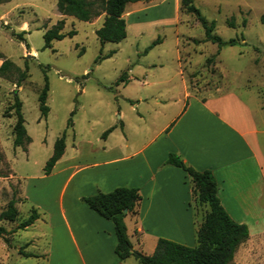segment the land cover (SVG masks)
<instances>
[{"label":"rangeland","instance_id":"1","mask_svg":"<svg viewBox=\"0 0 264 264\" xmlns=\"http://www.w3.org/2000/svg\"><path fill=\"white\" fill-rule=\"evenodd\" d=\"M87 1L93 10H100L99 0ZM158 2L161 7L150 6L141 22L129 18L125 38L101 43L95 30L102 24L103 12L83 21L58 12L56 0H0V64L8 59L26 72L19 84V72L13 68L0 75V212L12 197L18 210L15 220H0L5 229L0 235V264H55L57 243L63 250L62 264H82L63 219L65 213L71 220L72 206L86 205L82 197L76 199L75 182L81 175L88 179L102 167L115 166L103 165L115 154L107 149L122 137L139 145L157 136L181 106L183 100L177 99L184 92L183 80L191 95H206L218 88L238 94L252 109L259 141L264 143V0L193 1L208 21H214V32L222 39L244 38V44L225 45L217 54L216 44L210 41L192 43V38L204 36L194 15L179 4L175 11L173 0ZM130 9L127 4L125 10ZM61 19V31L74 29L75 33L43 47V33ZM157 37L160 42L144 51ZM110 51L111 55L97 59ZM210 56H214L213 65L206 66ZM44 75L48 80L46 117L38 107ZM14 91L31 137L24 147L12 143ZM69 117L72 125L67 126ZM63 131V158L45 174V162ZM66 165L69 169H64ZM74 165H85L84 170L65 184ZM260 195L259 205L228 206L231 218L244 220L249 228L248 238L238 245L230 264H264V189ZM32 207L38 219L26 228H16ZM191 208L194 221H201L207 205L194 197ZM91 237L97 242L94 234ZM127 261L140 264L133 256Z\"/></svg>","mask_w":264,"mask_h":264},{"label":"crops","instance_id":"2","mask_svg":"<svg viewBox=\"0 0 264 264\" xmlns=\"http://www.w3.org/2000/svg\"><path fill=\"white\" fill-rule=\"evenodd\" d=\"M173 3L176 11L179 0H173ZM128 4L130 11L123 13L126 28L129 18L141 22L150 6L161 7L158 0ZM176 21L175 16L174 25ZM183 87L182 97L177 99L178 102L183 100L181 106L163 123L157 136L139 145L128 143L122 137L118 144H111L107 149L115 154L103 165L115 166L102 167L88 179L81 175L75 182L79 188L77 200L118 186L138 188L140 199L136 212L126 213L124 221L132 247L146 254L153 252L158 238L194 246L196 231L202 221H194L191 208L194 194L189 175L182 168L165 163L170 152L178 154L196 170L212 172L220 203L230 216V205H259L264 189V143L259 141L260 130L246 101L233 91L219 88L206 95H191L184 80ZM64 153L65 149L54 166ZM84 166L74 165L65 184L83 172ZM63 214L71 232L70 242L78 250L82 264H134L127 261L129 257L120 259L115 254L116 237L110 220L98 215L87 204L78 208L72 206L71 220ZM129 222H132L131 227ZM93 234L97 242L92 241ZM52 257L53 252L50 259ZM63 258V250L57 243L54 263L62 264Z\"/></svg>","mask_w":264,"mask_h":264},{"label":"trees","instance_id":"3","mask_svg":"<svg viewBox=\"0 0 264 264\" xmlns=\"http://www.w3.org/2000/svg\"><path fill=\"white\" fill-rule=\"evenodd\" d=\"M136 1L149 2L152 0H99V11L93 10L91 7L92 3L87 0H56V8L61 14L71 15L83 21H89L92 17L103 12L102 24L95 30L97 38L101 43L119 42L126 36V23L123 17L125 7L128 3ZM179 7L185 13L194 15L203 28V39L192 38V43L198 44L201 41H210L217 46L216 54L225 45L245 43L242 35L240 36V40L237 37L222 39L214 32V21H208L194 4L193 0H179ZM261 20L264 21L262 16ZM63 24L64 22L61 19L55 25L45 30L43 33V47L50 48L51 42L54 39H62L66 34L71 36L75 33L74 29H71L67 33L62 32ZM228 25L233 26L232 20L228 21ZM159 42L160 38L157 37L145 47L144 51L149 50ZM27 46L28 44L26 43ZM112 52L99 55L97 59L107 57ZM213 59L214 56L207 57L205 61L206 66H212ZM11 68L19 72L17 80V84H19V81L26 77V72L25 70L20 71L8 59H4L1 62L0 75H4ZM120 80H123L122 77H120ZM47 92L48 80L47 76L44 75V83L38 94V107L42 117H46L49 110L46 104ZM21 106L22 102L14 91V101L11 105L15 115L12 143L14 146L24 147L30 143L31 137L24 125ZM70 125H72L71 117L67 121V126ZM110 130L111 127L105 130L102 136H105ZM65 146V131H63L55 139L52 153L45 162L43 168L45 174L51 172L54 164L63 154ZM165 163L182 168L191 179L192 190L196 200L199 203L207 205V211L196 231V244L188 246L166 238H158L155 248L150 254L133 248L128 238L124 217L128 212H136V204L140 199V193L137 187L118 186L108 192L97 191L94 194L82 197V200L90 209L113 223L116 237L115 254L120 259L133 256L140 264H230L238 245L249 236L247 224L233 220L221 205L217 194V183L209 169L196 170L184 162L178 154L173 152L168 154ZM15 203L16 199L12 197L7 202L5 209L0 212V220L13 221L16 219L18 210ZM125 209L126 212H124ZM38 217L37 210L32 207L28 217L20 221L16 228H26ZM4 231V227L0 226V235ZM20 252H23V250L20 249ZM23 254L29 255L30 253L23 252Z\"/></svg>","mask_w":264,"mask_h":264},{"label":"water","instance_id":"4","mask_svg":"<svg viewBox=\"0 0 264 264\" xmlns=\"http://www.w3.org/2000/svg\"><path fill=\"white\" fill-rule=\"evenodd\" d=\"M124 212H126V209L124 210Z\"/></svg>","mask_w":264,"mask_h":264}]
</instances>
